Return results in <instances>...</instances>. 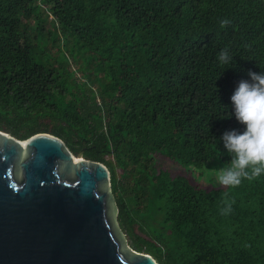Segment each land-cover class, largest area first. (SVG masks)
Returning <instances> with one entry per match:
<instances>
[{
  "label": "trees",
  "instance_id": "16d2710c",
  "mask_svg": "<svg viewBox=\"0 0 264 264\" xmlns=\"http://www.w3.org/2000/svg\"><path fill=\"white\" fill-rule=\"evenodd\" d=\"M249 70L264 0H0V129L104 163L128 243L159 264H264V173L193 175L230 165L219 136L242 128L230 95Z\"/></svg>",
  "mask_w": 264,
  "mask_h": 264
},
{
  "label": "water",
  "instance_id": "95a60500",
  "mask_svg": "<svg viewBox=\"0 0 264 264\" xmlns=\"http://www.w3.org/2000/svg\"><path fill=\"white\" fill-rule=\"evenodd\" d=\"M118 213L104 163L50 133L0 129V264H159L128 243Z\"/></svg>",
  "mask_w": 264,
  "mask_h": 264
},
{
  "label": "clouds",
  "instance_id": "9594fccd",
  "mask_svg": "<svg viewBox=\"0 0 264 264\" xmlns=\"http://www.w3.org/2000/svg\"><path fill=\"white\" fill-rule=\"evenodd\" d=\"M227 21H221V24ZM220 64H229L230 56L222 49L217 56ZM231 116L242 128L225 130L220 144L230 157V165L222 168L217 180L223 185H238L242 178L252 179L264 173V71H248V78H242L231 95ZM226 203L223 212L230 210Z\"/></svg>",
  "mask_w": 264,
  "mask_h": 264
},
{
  "label": "rangeland",
  "instance_id": "374dc122",
  "mask_svg": "<svg viewBox=\"0 0 264 264\" xmlns=\"http://www.w3.org/2000/svg\"><path fill=\"white\" fill-rule=\"evenodd\" d=\"M168 166V165H167ZM224 168V166L220 163L219 159H213L208 162L203 170H194V177L199 181V183L203 185H220L217 180L218 172ZM174 171L179 170V175H187L184 170H182L179 166H172Z\"/></svg>",
  "mask_w": 264,
  "mask_h": 264
},
{
  "label": "bare ground",
  "instance_id": "6f19581e",
  "mask_svg": "<svg viewBox=\"0 0 264 264\" xmlns=\"http://www.w3.org/2000/svg\"><path fill=\"white\" fill-rule=\"evenodd\" d=\"M78 159V158H77Z\"/></svg>",
  "mask_w": 264,
  "mask_h": 264
}]
</instances>
